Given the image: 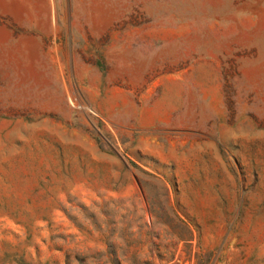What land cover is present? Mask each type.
<instances>
[{
  "label": "rangeland",
  "instance_id": "rangeland-1",
  "mask_svg": "<svg viewBox=\"0 0 264 264\" xmlns=\"http://www.w3.org/2000/svg\"><path fill=\"white\" fill-rule=\"evenodd\" d=\"M0 264H264V0H0Z\"/></svg>",
  "mask_w": 264,
  "mask_h": 264
}]
</instances>
